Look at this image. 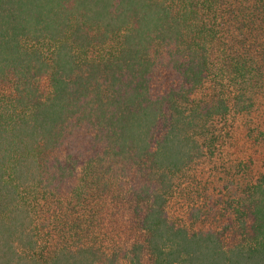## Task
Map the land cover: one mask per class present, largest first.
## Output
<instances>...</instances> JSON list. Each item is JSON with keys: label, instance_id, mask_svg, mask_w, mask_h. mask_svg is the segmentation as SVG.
<instances>
[{"label": "trees", "instance_id": "trees-1", "mask_svg": "<svg viewBox=\"0 0 264 264\" xmlns=\"http://www.w3.org/2000/svg\"><path fill=\"white\" fill-rule=\"evenodd\" d=\"M262 88L264 0H0V264H264Z\"/></svg>", "mask_w": 264, "mask_h": 264}, {"label": "rangeland", "instance_id": "rangeland-1", "mask_svg": "<svg viewBox=\"0 0 264 264\" xmlns=\"http://www.w3.org/2000/svg\"><path fill=\"white\" fill-rule=\"evenodd\" d=\"M264 89V88H262ZM252 95H254V110H252V127L254 129V132L252 133L253 135H255V137L257 135L260 134V132H262V134H264V90H259V91H256L255 93H253ZM252 138V143L256 145V139L257 138ZM263 140V138L261 139V141ZM247 143H248V140H246ZM262 147V158L258 161V166L261 168V167H264V142H263V145L261 146ZM231 151V150H230ZM233 156H235V154H231ZM221 160V159H219ZM205 178H213V179H216L218 177V175L221 173V172H213L210 171L209 169H207L205 172ZM215 173V175L213 176V174ZM202 177L201 175H199V178ZM217 183L219 184V181H217Z\"/></svg>", "mask_w": 264, "mask_h": 264}]
</instances>
